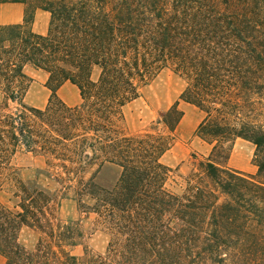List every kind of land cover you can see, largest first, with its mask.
Here are the masks:
<instances>
[{
  "label": "trees",
  "instance_id": "trees-1",
  "mask_svg": "<svg viewBox=\"0 0 264 264\" xmlns=\"http://www.w3.org/2000/svg\"><path fill=\"white\" fill-rule=\"evenodd\" d=\"M8 0H0L6 2ZM22 22L0 24V253L6 264H257L264 259V0H11ZM51 15L34 30L37 10ZM27 65L47 72L45 108L24 99ZM100 68L99 77L92 73ZM185 81L150 128L124 131L123 107L161 70ZM67 82L81 102L58 95ZM205 115L195 134L209 155L183 177L163 162L183 117ZM16 103L15 110L9 109ZM255 145L256 174L230 168L232 143ZM20 147L45 157L41 171L99 217L105 253L85 248L77 221L59 217L57 193L22 178ZM116 176L103 183L101 174ZM185 182L181 184V180ZM38 233L27 249L23 227Z\"/></svg>",
  "mask_w": 264,
  "mask_h": 264
},
{
  "label": "rangeland",
  "instance_id": "rangeland-1",
  "mask_svg": "<svg viewBox=\"0 0 264 264\" xmlns=\"http://www.w3.org/2000/svg\"><path fill=\"white\" fill-rule=\"evenodd\" d=\"M13 2L8 0L3 3ZM30 5H35L38 0H28ZM26 7V4L23 3ZM41 17L39 25L49 26L50 13L39 9ZM35 24V22H34ZM35 25H33L34 27ZM26 67L25 71L31 78L29 89L25 96V103L30 107L39 108L35 105L37 100L44 101L41 108L46 107L50 97V91L42 80L44 72L30 74ZM100 68L95 67L92 78L96 80L99 77ZM185 81L170 68L161 70L148 84L143 86L140 95L127 103L123 107L124 120L123 129L129 134H137L150 128L160 117V114L167 111L178 99L183 89ZM59 97L68 105V98L77 97V103L81 102L79 89L72 83L67 82L61 87ZM4 97L0 92V104ZM71 99H69L70 101ZM71 102V101H70ZM73 106V105H72ZM18 105L10 103L9 109L15 110ZM179 107L183 111V117L176 131V141L172 148L163 156L164 163L178 167L179 173L187 177L194 170L199 160H204L210 153L211 146L201 140L195 134L198 124L203 119L205 113L199 107L186 101L180 100ZM255 145L242 138H237L231 145L229 158L225 161L230 168L240 170L250 174H256L258 167L255 164ZM14 162L20 167V173L23 179L27 181L38 180L42 186H47L58 195L60 206L58 214L64 221H77L83 231L82 244L74 248V253L83 255L85 248H89L94 253H105L109 233L99 222V217L94 212L87 209L93 202L85 199V202H78L75 193L72 190H59L60 186L52 179L48 178L41 171L45 167V157L34 151L20 147L14 157ZM116 176L113 169L104 170L101 174L103 183L110 182ZM181 184L184 185L182 179ZM9 196L8 193L1 192V199ZM38 233L29 227H23L19 233V242L27 249H33L36 245ZM259 258V260L257 259ZM257 264H264L262 256H256ZM5 255L0 253V264H6ZM256 264V263H255Z\"/></svg>",
  "mask_w": 264,
  "mask_h": 264
},
{
  "label": "crops",
  "instance_id": "crops-1",
  "mask_svg": "<svg viewBox=\"0 0 264 264\" xmlns=\"http://www.w3.org/2000/svg\"><path fill=\"white\" fill-rule=\"evenodd\" d=\"M48 12V11H46ZM24 14H25V5L21 2H9V3H3L0 4V24H7V23H18V22H22L24 19ZM41 17V14L39 12V10H37L36 12V16H35V26H34V30L39 32V33H46L48 30L47 25L45 24L44 26H40L39 25V19ZM26 67H31L33 69L30 70L28 69V73L30 74H34L35 73H40L41 71L45 73V75L42 76V80L44 81V83L46 84L47 78H48V74L47 72H45L44 70L41 69H36L31 65H27ZM50 91V90H49ZM61 92V88L58 90V94ZM51 94V91H50ZM69 99H71L69 101ZM43 100L41 102L40 100H37V102L35 103L36 106H38L39 108H41V104H43ZM68 103H71L70 105H77V97H72V98H68L67 100Z\"/></svg>",
  "mask_w": 264,
  "mask_h": 264
}]
</instances>
